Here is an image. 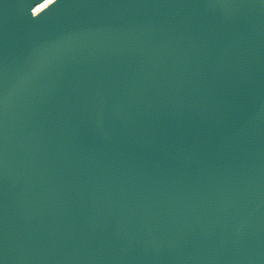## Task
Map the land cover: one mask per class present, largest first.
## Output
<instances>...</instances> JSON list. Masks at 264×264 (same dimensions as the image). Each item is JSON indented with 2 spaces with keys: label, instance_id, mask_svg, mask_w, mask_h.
I'll use <instances>...</instances> for the list:
<instances>
[{
  "label": "water",
  "instance_id": "95a60500",
  "mask_svg": "<svg viewBox=\"0 0 264 264\" xmlns=\"http://www.w3.org/2000/svg\"><path fill=\"white\" fill-rule=\"evenodd\" d=\"M0 264H264V0H0Z\"/></svg>",
  "mask_w": 264,
  "mask_h": 264
}]
</instances>
